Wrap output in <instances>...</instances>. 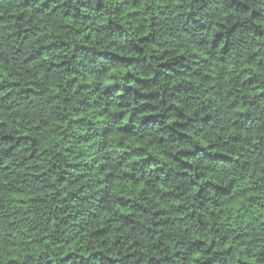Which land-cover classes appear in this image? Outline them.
Here are the masks:
<instances>
[{
    "label": "trees",
    "instance_id": "trees-1",
    "mask_svg": "<svg viewBox=\"0 0 264 264\" xmlns=\"http://www.w3.org/2000/svg\"><path fill=\"white\" fill-rule=\"evenodd\" d=\"M0 264H264V0H0Z\"/></svg>",
    "mask_w": 264,
    "mask_h": 264
}]
</instances>
